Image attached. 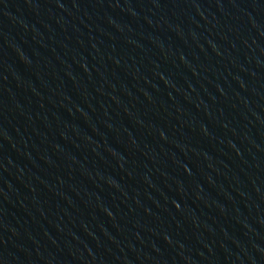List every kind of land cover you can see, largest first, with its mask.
<instances>
[{"label":"water","instance_id":"95a60500","mask_svg":"<svg viewBox=\"0 0 264 264\" xmlns=\"http://www.w3.org/2000/svg\"><path fill=\"white\" fill-rule=\"evenodd\" d=\"M0 264H264V0H0Z\"/></svg>","mask_w":264,"mask_h":264}]
</instances>
